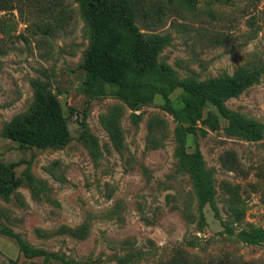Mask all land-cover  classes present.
Masks as SVG:
<instances>
[{
  "label": "rangeland",
  "instance_id": "obj_1",
  "mask_svg": "<svg viewBox=\"0 0 264 264\" xmlns=\"http://www.w3.org/2000/svg\"><path fill=\"white\" fill-rule=\"evenodd\" d=\"M87 3L16 0L0 12V264H264V0H129L177 78L255 77L222 97L223 113L207 102L184 138L205 200L178 153L180 87L170 110L159 94L134 107L113 84L85 83ZM39 89L60 105L62 144L8 136Z\"/></svg>",
  "mask_w": 264,
  "mask_h": 264
},
{
  "label": "trees",
  "instance_id": "obj_2",
  "mask_svg": "<svg viewBox=\"0 0 264 264\" xmlns=\"http://www.w3.org/2000/svg\"><path fill=\"white\" fill-rule=\"evenodd\" d=\"M16 9V0H0V12ZM87 12L92 24V41L82 68L85 83L93 85L98 79L117 86V94L132 106L151 101L159 94L164 105L172 109L170 93L180 87L183 90L184 105L174 110L179 124V156L198 183L202 200L207 198L206 176L201 167L198 153H188L184 138L192 129L193 122L207 102L224 112L222 97L251 84L255 77L245 80L236 78L212 79L208 82H193L179 79L168 66L158 65L148 45L146 37L132 24L134 9L129 0H88ZM5 16V15H2ZM10 26L5 18L1 30L7 33ZM37 108L9 129L8 136L21 143L38 147L59 145L68 136L67 123L59 103L45 90L37 91ZM209 119H213L209 113ZM248 129L251 124H245ZM9 182H0V188ZM251 235L250 241H256ZM169 264H185L171 262ZM210 264H254L225 259Z\"/></svg>",
  "mask_w": 264,
  "mask_h": 264
}]
</instances>
